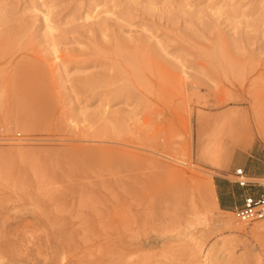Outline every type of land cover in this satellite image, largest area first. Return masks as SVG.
<instances>
[{
  "label": "rangeland",
  "instance_id": "rangeland-1",
  "mask_svg": "<svg viewBox=\"0 0 264 264\" xmlns=\"http://www.w3.org/2000/svg\"><path fill=\"white\" fill-rule=\"evenodd\" d=\"M0 128V264H264V0H0Z\"/></svg>",
  "mask_w": 264,
  "mask_h": 264
},
{
  "label": "built area",
  "instance_id": "built-area-1",
  "mask_svg": "<svg viewBox=\"0 0 264 264\" xmlns=\"http://www.w3.org/2000/svg\"><path fill=\"white\" fill-rule=\"evenodd\" d=\"M6 139L0 128V141ZM233 175V182L244 191L233 208L235 218L243 224L264 222V170L261 174H251L244 167H237Z\"/></svg>",
  "mask_w": 264,
  "mask_h": 264
},
{
  "label": "crops",
  "instance_id": "crops-1",
  "mask_svg": "<svg viewBox=\"0 0 264 264\" xmlns=\"http://www.w3.org/2000/svg\"><path fill=\"white\" fill-rule=\"evenodd\" d=\"M255 174H261V172H255ZM219 188H220V185H219ZM221 189V188H220ZM240 192V191H239ZM244 194V191L240 193V198H239V201L241 200L242 196ZM219 201L220 203H222L223 205H225L226 207H231V199H230V196L229 195H226L224 192H221L220 196H219ZM237 202V203H238Z\"/></svg>",
  "mask_w": 264,
  "mask_h": 264
}]
</instances>
